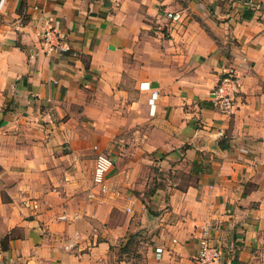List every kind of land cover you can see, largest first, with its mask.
<instances>
[{
	"label": "crops",
	"instance_id": "obj_1",
	"mask_svg": "<svg viewBox=\"0 0 264 264\" xmlns=\"http://www.w3.org/2000/svg\"><path fill=\"white\" fill-rule=\"evenodd\" d=\"M48 25L70 51L43 48ZM207 225L221 264H264V0H6L0 264H198Z\"/></svg>",
	"mask_w": 264,
	"mask_h": 264
},
{
	"label": "built area",
	"instance_id": "obj_2",
	"mask_svg": "<svg viewBox=\"0 0 264 264\" xmlns=\"http://www.w3.org/2000/svg\"><path fill=\"white\" fill-rule=\"evenodd\" d=\"M6 0H0V9ZM174 19L181 17V12L170 13ZM43 48L49 53H63L71 50L66 36L51 25L38 32ZM241 90V79L235 67L225 70L218 84L211 92V100L217 110L224 115H232L237 107V98ZM157 92H153L150 102ZM114 164L113 157L105 152H99L95 158V166L91 189L88 197L93 201H104L110 192L108 172ZM210 225L204 227L199 251L196 257L198 264H221L223 251L210 233ZM157 256L162 257L163 248L158 247Z\"/></svg>",
	"mask_w": 264,
	"mask_h": 264
},
{
	"label": "rangeland",
	"instance_id": "obj_3",
	"mask_svg": "<svg viewBox=\"0 0 264 264\" xmlns=\"http://www.w3.org/2000/svg\"><path fill=\"white\" fill-rule=\"evenodd\" d=\"M156 169L157 170H159L157 167H156ZM152 170H153V168H151V171H150V177H156L157 176V174L159 173V172H157V174H155L154 175V173H152ZM133 234V233H132ZM140 235H143V234H140ZM126 257H128L130 260H131V262L133 263V246H132V248H131V251H129V256L127 255ZM142 261V260H141Z\"/></svg>",
	"mask_w": 264,
	"mask_h": 264
}]
</instances>
